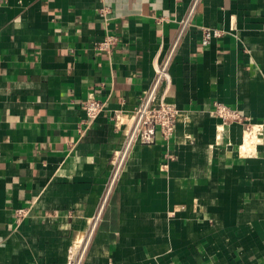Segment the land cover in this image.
Segmentation results:
<instances>
[{
    "label": "crops",
    "instance_id": "1",
    "mask_svg": "<svg viewBox=\"0 0 264 264\" xmlns=\"http://www.w3.org/2000/svg\"><path fill=\"white\" fill-rule=\"evenodd\" d=\"M193 1L0 0V264H264V0H199L183 28ZM167 59L174 135L137 139L109 189Z\"/></svg>",
    "mask_w": 264,
    "mask_h": 264
},
{
    "label": "built area",
    "instance_id": "2",
    "mask_svg": "<svg viewBox=\"0 0 264 264\" xmlns=\"http://www.w3.org/2000/svg\"><path fill=\"white\" fill-rule=\"evenodd\" d=\"M199 0H194L187 17L182 21V26L185 28L194 13ZM226 31L219 28L205 27L201 44L203 46L209 45L213 39L222 37ZM118 37L114 34H107L102 40L96 43L98 50L110 51L117 43ZM169 59L165 63L156 67L155 81L144 100H142L133 111L132 125L126 135V140L122 147L114 152L113 157V172L109 182V189L119 178L129 153L133 147L134 142L140 139L141 142L150 143L154 140L157 130L168 142L174 135L177 122V108L176 106L164 99L156 101V91L159 84L165 80L170 83V73L168 71ZM85 116L79 122L78 128L81 134H84L95 123L97 118L101 115L106 107V103L96 96H90L84 102ZM214 113L223 122L240 121L242 116L240 112L222 102H216ZM31 213L30 207H18L14 211V215L18 221H22ZM73 264H79V261Z\"/></svg>",
    "mask_w": 264,
    "mask_h": 264
}]
</instances>
